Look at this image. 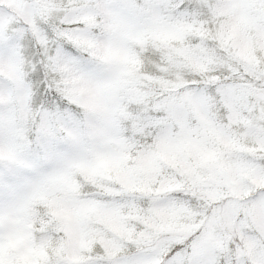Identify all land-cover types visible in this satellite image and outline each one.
I'll return each instance as SVG.
<instances>
[{
  "label": "snow or ice",
  "instance_id": "6c2138e0",
  "mask_svg": "<svg viewBox=\"0 0 264 264\" xmlns=\"http://www.w3.org/2000/svg\"><path fill=\"white\" fill-rule=\"evenodd\" d=\"M0 264H264V0H0Z\"/></svg>",
  "mask_w": 264,
  "mask_h": 264
}]
</instances>
